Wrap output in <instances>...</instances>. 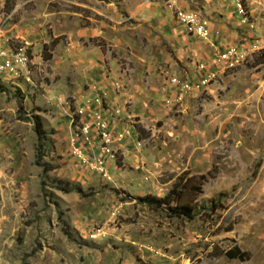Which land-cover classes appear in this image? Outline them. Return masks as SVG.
<instances>
[{"label": "rangeland", "instance_id": "obj_1", "mask_svg": "<svg viewBox=\"0 0 264 264\" xmlns=\"http://www.w3.org/2000/svg\"><path fill=\"white\" fill-rule=\"evenodd\" d=\"M149 3L167 8L163 0L0 7V38H18L34 63L33 85L0 84V264H264V64H256L264 0L246 2L243 17L233 0L184 1L210 33L184 43L159 30ZM235 44L249 57L228 70L217 54ZM96 50L133 95L123 106L136 115L143 144L119 150L112 182L70 154L76 105L96 93ZM202 65L215 74L210 92L183 91ZM176 184L200 187L181 200L193 220L176 216V204H148ZM234 247L247 260L223 255Z\"/></svg>", "mask_w": 264, "mask_h": 264}, {"label": "built area", "instance_id": "obj_2", "mask_svg": "<svg viewBox=\"0 0 264 264\" xmlns=\"http://www.w3.org/2000/svg\"><path fill=\"white\" fill-rule=\"evenodd\" d=\"M8 0H0V6ZM167 9L173 15L177 24L189 37L207 40L210 36L205 20L196 12L182 6L183 0H163ZM235 11L240 16L245 15L244 4L250 0H233ZM249 53L239 45H229L217 54L218 62L225 69L231 70L247 62ZM34 66L29 48L18 38L2 40L0 38V84L14 83L23 80L33 85L32 67ZM203 72L196 82H181L183 91L193 93L210 92V84L215 74ZM117 93L124 90L121 81L114 82ZM76 117L80 127L74 134L71 157L86 173L106 182H112L110 173L112 163L116 162L119 147L131 141L135 148L142 149L139 123L135 116L127 110V106L111 105L105 96L97 95L87 99L84 104L76 105ZM121 129H117L119 125Z\"/></svg>", "mask_w": 264, "mask_h": 264}, {"label": "crops", "instance_id": "obj_3", "mask_svg": "<svg viewBox=\"0 0 264 264\" xmlns=\"http://www.w3.org/2000/svg\"><path fill=\"white\" fill-rule=\"evenodd\" d=\"M184 1H189V0H183V3H184ZM146 9H148V11H150L151 13H155L156 14L154 20H156V24L158 25L159 30L162 31V32H165V35L168 38L177 39L181 43H184V41H186V40H189L190 42L191 41H197V42L198 41H202L201 39L194 38V37H189L188 35H186L185 32L183 31V29L175 21L173 15L167 10V8L163 7V5H161L160 3L159 4H157V3H153V4L149 3V5L146 7ZM186 9L190 10L192 8L191 7H189V8L186 7ZM152 18H154V17H152ZM54 40H55L54 44L58 45V43H59L58 39L55 38ZM203 41H205V40H203ZM225 47H227V46H225ZM225 47H223V49ZM215 51H217V49H215ZM91 54H95V55L98 56L97 68H99L98 79H97V82H96L95 86L93 87L94 90L96 91V93L91 98H93V97H95L97 95H102V96L104 95L105 98L107 99V101L111 105H119V106H121L124 103H126V101H125L126 99L125 98H132L133 95L129 94L130 92H128V90H126V89L119 91V93H117L115 91V89H114V82H117V81L121 80V79H119L120 75L117 74V72H115V71H105V69L102 68V63L99 62L100 61V57L99 56L102 57L100 51H97V50L96 51H92ZM203 74H204L203 72L197 71L195 73V81H197L199 78H201ZM84 103H85V100H80L77 104H81L82 105ZM122 127H123V125L121 124V125H119L117 127V129L119 130ZM131 146H133V143L131 141H128V142L122 144L119 147V149L121 151L125 152V151H129V148Z\"/></svg>", "mask_w": 264, "mask_h": 264}, {"label": "trees", "instance_id": "obj_4", "mask_svg": "<svg viewBox=\"0 0 264 264\" xmlns=\"http://www.w3.org/2000/svg\"><path fill=\"white\" fill-rule=\"evenodd\" d=\"M256 64H264V50L259 54V57L256 58ZM35 132L38 135L39 139L45 138L46 133L42 130V121L40 117H35ZM42 147L39 146L37 156H36V164L40 166V163L43 159V155L40 152V149ZM209 178H212L211 175L209 174L208 176L202 175L197 180L199 181V186H201L203 183H205ZM195 181V179H191V181ZM199 186H194V185H180L176 184L174 185L173 189L163 198L160 200L152 199L148 201V204L151 208L154 209H161L164 206H171V204H176V207L178 208L179 212L177 213V210H174V214L176 216H181L184 218H187L189 220H193V215H191V209L188 207H185L181 205V200L186 193H199L200 192V187ZM60 191L64 193H71L73 190H67V189H59ZM80 193V191H78ZM216 207L213 205V210H215ZM223 255L231 260L237 259L240 261H245L248 258V253L241 251L238 247H234L228 251L223 252Z\"/></svg>", "mask_w": 264, "mask_h": 264}]
</instances>
